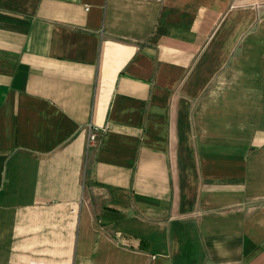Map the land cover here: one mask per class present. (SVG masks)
<instances>
[{"label":"crops","instance_id":"crops-1","mask_svg":"<svg viewBox=\"0 0 264 264\" xmlns=\"http://www.w3.org/2000/svg\"><path fill=\"white\" fill-rule=\"evenodd\" d=\"M0 264H264V0H0Z\"/></svg>","mask_w":264,"mask_h":264},{"label":"built area","instance_id":"built-area-1","mask_svg":"<svg viewBox=\"0 0 264 264\" xmlns=\"http://www.w3.org/2000/svg\"><path fill=\"white\" fill-rule=\"evenodd\" d=\"M106 129H93L90 134V142L97 141L104 133H106Z\"/></svg>","mask_w":264,"mask_h":264}]
</instances>
